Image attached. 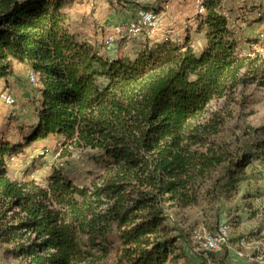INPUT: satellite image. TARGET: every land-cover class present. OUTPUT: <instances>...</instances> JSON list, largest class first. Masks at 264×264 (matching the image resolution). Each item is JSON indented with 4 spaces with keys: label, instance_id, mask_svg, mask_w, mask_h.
<instances>
[{
    "label": "trees",
    "instance_id": "1",
    "mask_svg": "<svg viewBox=\"0 0 264 264\" xmlns=\"http://www.w3.org/2000/svg\"><path fill=\"white\" fill-rule=\"evenodd\" d=\"M68 5L0 0V82L18 63L39 93L17 142L0 135V245L25 264H105L116 246L118 264H173L181 237L169 211L196 206L208 182L227 190L255 177L251 153L236 158L213 139L225 118L199 119L215 100L235 103L239 88L264 87V69L260 81L248 74L222 0L196 16L199 55L186 38L112 58L71 31ZM49 136L87 151L99 183L77 185L59 166L43 184L9 178V159Z\"/></svg>",
    "mask_w": 264,
    "mask_h": 264
},
{
    "label": "rangeland",
    "instance_id": "2",
    "mask_svg": "<svg viewBox=\"0 0 264 264\" xmlns=\"http://www.w3.org/2000/svg\"><path fill=\"white\" fill-rule=\"evenodd\" d=\"M67 1L69 9L77 10L82 0ZM168 1L159 0L142 9L159 16L153 28L143 30L129 42L120 40L111 46L103 38L116 25L105 29L100 27L104 36L95 46L112 58L135 54L144 45H151L149 43L154 41L169 39L182 43L187 38L193 51L199 55L205 49L206 40L204 30H197V0H193L194 11H180L179 15V11H163L161 5ZM116 2L119 5L130 4L126 0ZM222 6L229 24L240 38V56L249 57L252 61L248 74L256 73L255 78L260 81L264 69V0H222ZM31 72L26 66L14 63L13 75L0 82V94H11L15 100V107L9 108L0 99V135L13 143L19 139V132L27 131L35 120L39 93L38 82L29 80ZM235 98L236 102L230 104H225L223 100L211 102L199 123L206 122L215 114L222 115L224 124L213 139L227 146L236 158L241 153H251L252 159L245 172L253 170L255 177L252 181H243L227 190L221 187L224 180L219 182L216 189H213L212 182H208L196 206L169 211L167 223L177 227L181 237L174 252L180 258L173 264H198L201 259L206 264H264L259 263L264 260V87L257 82L239 88ZM12 157L14 160L7 163L8 176L19 182L43 184L53 166L62 167L77 185L99 183L98 179L104 173L100 166L89 159L87 151L65 146L54 136L38 140ZM220 172L213 173L212 178L219 177ZM220 225L227 227V245L206 256L197 254L194 251V235L214 234ZM172 235H179L178 230ZM4 249L0 245V264H25L20 259L6 255ZM117 254L116 246L105 264H118ZM258 257L261 259L258 260Z\"/></svg>",
    "mask_w": 264,
    "mask_h": 264
},
{
    "label": "crops",
    "instance_id": "3",
    "mask_svg": "<svg viewBox=\"0 0 264 264\" xmlns=\"http://www.w3.org/2000/svg\"><path fill=\"white\" fill-rule=\"evenodd\" d=\"M116 1L120 2L121 0H82L77 10L71 8L67 11L70 29L95 46V43L104 36L100 27L105 29L117 24L130 23L135 19L139 10L148 7V5L156 4L159 0H126L130 4L123 5L117 4ZM161 7H163V11H179L177 13L179 15L180 11H194V1L170 0V2L162 4ZM105 37L103 38L104 41ZM111 46L113 45L111 44ZM134 55L128 56L134 57Z\"/></svg>",
    "mask_w": 264,
    "mask_h": 264
},
{
    "label": "built area",
    "instance_id": "4",
    "mask_svg": "<svg viewBox=\"0 0 264 264\" xmlns=\"http://www.w3.org/2000/svg\"><path fill=\"white\" fill-rule=\"evenodd\" d=\"M204 0H197V11L202 13L204 11L203 7ZM159 21V16L153 13L152 11L139 10L135 19L127 24H120L112 27L108 34L105 37V43L107 45L114 44L116 41H126L129 42L132 39L138 37L143 30L151 29ZM30 82L35 83L37 77L35 74L31 73L29 77ZM1 101L9 108L15 107V100L11 94L2 93L0 94ZM13 157L9 159L8 162H12ZM194 251L197 254H202L203 256L206 253H212L219 251L222 247L227 245L228 232L227 227L220 225L214 234L210 235H194ZM238 256H241L236 252ZM258 260L261 257L257 258ZM256 259V260H257ZM264 260H260L259 263H263Z\"/></svg>",
    "mask_w": 264,
    "mask_h": 264
}]
</instances>
